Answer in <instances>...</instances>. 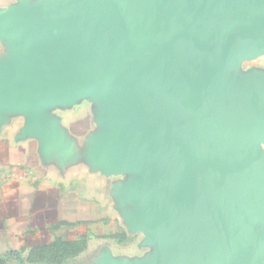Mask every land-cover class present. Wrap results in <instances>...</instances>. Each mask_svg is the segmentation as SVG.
I'll list each match as a JSON object with an SVG mask.
<instances>
[{"label": "water", "instance_id": "1", "mask_svg": "<svg viewBox=\"0 0 264 264\" xmlns=\"http://www.w3.org/2000/svg\"><path fill=\"white\" fill-rule=\"evenodd\" d=\"M0 113L55 137L45 109L107 107L101 153L139 174L133 264H264V0H40L0 14ZM108 264H125L111 261Z\"/></svg>", "mask_w": 264, "mask_h": 264}, {"label": "crops", "instance_id": "2", "mask_svg": "<svg viewBox=\"0 0 264 264\" xmlns=\"http://www.w3.org/2000/svg\"><path fill=\"white\" fill-rule=\"evenodd\" d=\"M106 112L93 97L46 108L56 130L50 141L26 131L28 111L0 113V255L50 252L55 264H133L155 253L132 224L138 201L124 193L139 174L116 168L101 153L111 130ZM136 237L141 252L134 255Z\"/></svg>", "mask_w": 264, "mask_h": 264}, {"label": "rangeland", "instance_id": "3", "mask_svg": "<svg viewBox=\"0 0 264 264\" xmlns=\"http://www.w3.org/2000/svg\"><path fill=\"white\" fill-rule=\"evenodd\" d=\"M27 1L30 4H38L40 0H0V14L3 13H12L16 11L17 9L21 8L23 5V2ZM18 49L17 47V40L13 38H9L6 35L0 34V63H8L13 60V56L15 51ZM251 65H260L264 67V58L255 62H245L244 63V71L248 70V68ZM79 113L81 110H78ZM78 112H64V115L70 116V115H77ZM139 237L133 238V245H132V253L135 255L139 251L137 247H135V242ZM22 257H20V254L16 258H12L10 256L0 257V264H55L56 262L53 261L52 253L50 252H34V253H28L21 254Z\"/></svg>", "mask_w": 264, "mask_h": 264}, {"label": "trees", "instance_id": "4", "mask_svg": "<svg viewBox=\"0 0 264 264\" xmlns=\"http://www.w3.org/2000/svg\"><path fill=\"white\" fill-rule=\"evenodd\" d=\"M6 255H0V257H5Z\"/></svg>", "mask_w": 264, "mask_h": 264}]
</instances>
